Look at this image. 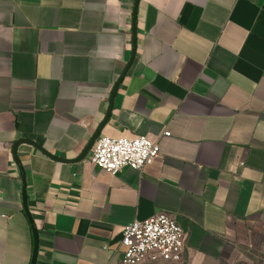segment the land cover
<instances>
[{
    "label": "crops",
    "instance_id": "1",
    "mask_svg": "<svg viewBox=\"0 0 264 264\" xmlns=\"http://www.w3.org/2000/svg\"><path fill=\"white\" fill-rule=\"evenodd\" d=\"M141 136L142 171L79 159ZM163 212L182 264L264 242V0H0V264H120Z\"/></svg>",
    "mask_w": 264,
    "mask_h": 264
},
{
    "label": "built area",
    "instance_id": "2",
    "mask_svg": "<svg viewBox=\"0 0 264 264\" xmlns=\"http://www.w3.org/2000/svg\"><path fill=\"white\" fill-rule=\"evenodd\" d=\"M164 136H170L168 132ZM157 140L102 137L89 151V162L104 172L117 175L126 169L142 171L159 156ZM186 233L172 214L163 212L134 220L122 231L120 264H148L159 261L182 263Z\"/></svg>",
    "mask_w": 264,
    "mask_h": 264
},
{
    "label": "rangeland",
    "instance_id": "3",
    "mask_svg": "<svg viewBox=\"0 0 264 264\" xmlns=\"http://www.w3.org/2000/svg\"><path fill=\"white\" fill-rule=\"evenodd\" d=\"M148 264H182V263H166V262H151ZM232 264H264V242L254 249L244 251Z\"/></svg>",
    "mask_w": 264,
    "mask_h": 264
},
{
    "label": "water",
    "instance_id": "4",
    "mask_svg": "<svg viewBox=\"0 0 264 264\" xmlns=\"http://www.w3.org/2000/svg\"><path fill=\"white\" fill-rule=\"evenodd\" d=\"M138 0H136L137 3ZM96 139H93L86 147V149L84 150L83 154L79 157L80 160H83L87 154L89 153L91 147L93 146V144L95 143ZM24 208L25 211H27V206H26V195L24 194ZM33 235H34V240H35V249H34V258L36 257V253H37V244H38V235H37V230L35 229V227H33ZM33 264H35V262L33 261Z\"/></svg>",
    "mask_w": 264,
    "mask_h": 264
}]
</instances>
